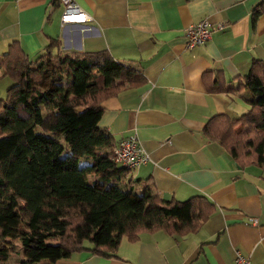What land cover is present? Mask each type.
<instances>
[{"label":"crops","instance_id":"1","mask_svg":"<svg viewBox=\"0 0 264 264\" xmlns=\"http://www.w3.org/2000/svg\"><path fill=\"white\" fill-rule=\"evenodd\" d=\"M75 1L91 21L62 25L59 0H0V54L18 41L33 59L55 39L53 53L105 50L137 66L143 79L101 103L99 126L117 141L135 135L147 155L116 182L165 200L202 196L208 214L194 230L123 237L116 256L84 249L37 264H234L236 252L264 264V164L244 165L254 159L239 162L204 132L212 117L251 109L242 82L252 60H264V9L252 21L264 0ZM203 20L224 27L186 47V28ZM12 84L0 76V99Z\"/></svg>","mask_w":264,"mask_h":264},{"label":"trees","instance_id":"2","mask_svg":"<svg viewBox=\"0 0 264 264\" xmlns=\"http://www.w3.org/2000/svg\"><path fill=\"white\" fill-rule=\"evenodd\" d=\"M263 9L264 1L253 23ZM54 45L30 59L13 41L0 54V76L13 81L0 99V264L11 254L14 264L84 249L116 256L123 237L194 230L208 214L202 196L165 200L116 182L129 169L111 159L117 140L98 124L101 103L141 81L139 68L105 50L53 53ZM242 86L253 90L251 109L238 118L212 117L204 132L239 162L254 159L244 165L264 164V60H252Z\"/></svg>","mask_w":264,"mask_h":264},{"label":"built area","instance_id":"3","mask_svg":"<svg viewBox=\"0 0 264 264\" xmlns=\"http://www.w3.org/2000/svg\"><path fill=\"white\" fill-rule=\"evenodd\" d=\"M63 11L61 14V24L72 22H89L92 20L90 14L85 12L75 0H59ZM224 27L223 22L212 23L203 20L197 24L188 26L185 30L186 42L188 48L204 45L212 36V34ZM113 163L116 166L126 167L129 170L135 168L140 163L147 160V155L138 144L135 135L124 137L117 141L112 150ZM253 225L258 224L256 218L251 219ZM234 264H253L250 257L236 252Z\"/></svg>","mask_w":264,"mask_h":264},{"label":"rangeland","instance_id":"4","mask_svg":"<svg viewBox=\"0 0 264 264\" xmlns=\"http://www.w3.org/2000/svg\"><path fill=\"white\" fill-rule=\"evenodd\" d=\"M89 178V180H92L93 178H92V176L90 175V177H88ZM16 226H17V224H13L11 227H12V230H14V228H16ZM6 248H9V247H6L5 246V250H6ZM18 250H19V252H20V255H21V250H20V248H17ZM20 255H19V257H20ZM11 256V258L9 259V260H7L6 262H3V264H14V260L16 259V258H18L15 254H11L10 255Z\"/></svg>","mask_w":264,"mask_h":264}]
</instances>
